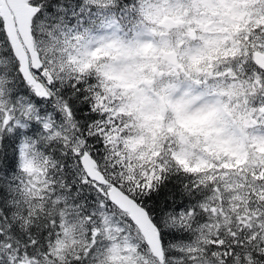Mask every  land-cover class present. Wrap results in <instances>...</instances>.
<instances>
[{
    "label": "snow or ice",
    "instance_id": "obj_1",
    "mask_svg": "<svg viewBox=\"0 0 264 264\" xmlns=\"http://www.w3.org/2000/svg\"><path fill=\"white\" fill-rule=\"evenodd\" d=\"M0 264H264V0H0Z\"/></svg>",
    "mask_w": 264,
    "mask_h": 264
}]
</instances>
